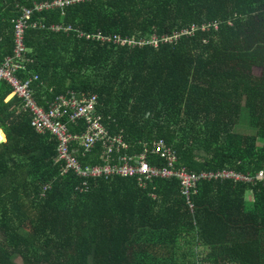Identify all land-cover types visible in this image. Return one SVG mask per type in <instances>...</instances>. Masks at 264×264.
Returning a JSON list of instances; mask_svg holds the SVG:
<instances>
[{
  "label": "trees",
  "instance_id": "16d2710c",
  "mask_svg": "<svg viewBox=\"0 0 264 264\" xmlns=\"http://www.w3.org/2000/svg\"><path fill=\"white\" fill-rule=\"evenodd\" d=\"M41 1L0 0V62L12 55L20 7ZM32 17L134 39L216 22L156 48L28 28L34 96L46 107L68 90L95 93L103 126L120 131L130 153L163 140L194 174L264 170V0H90ZM243 108L250 134L235 130ZM30 117L0 82V264H264L263 182L201 180L189 202L175 178L145 188L89 179L80 191L73 173L60 175L56 141ZM81 151V164L100 163L99 147Z\"/></svg>",
  "mask_w": 264,
  "mask_h": 264
},
{
  "label": "built area",
  "instance_id": "2783aa9c",
  "mask_svg": "<svg viewBox=\"0 0 264 264\" xmlns=\"http://www.w3.org/2000/svg\"><path fill=\"white\" fill-rule=\"evenodd\" d=\"M90 0H46L32 2L30 6H21L19 14L12 20L13 48L12 55L6 56L0 62V82H5L12 95L20 99V108L30 113V125L37 134H48L56 141V160L61 162L60 175L68 172L79 178L77 189H88L89 179L110 180L112 178H131L136 185L145 188L153 179H173L179 181L180 191L189 202L190 194L196 191V184L205 179L221 178L238 182L254 183V180L264 183V170L257 172L254 178L241 175L233 171L222 170L217 173L188 172L185 167L176 166V151L167 146L163 140H154L142 143V150L136 153L128 151L129 145L123 140L119 132L110 133L101 122L102 116L97 113V97L95 93L76 92L68 90L59 94L46 103V107L37 103L32 85L37 81L36 74L28 69L31 63L27 57V48L24 42L25 30L28 28L42 29L51 32H74L79 39L98 43H111L115 46L134 47L148 45L158 47L160 44H172L181 37H189L197 29L217 28L216 22L207 24H191L181 29L173 30L171 34H152L146 38L134 39L120 37L117 34L105 35L101 31H85L73 27L71 24L48 23L43 19H34L36 12L49 9H64ZM70 123L79 126L82 123L84 130L80 133L69 131ZM73 144H76L74 146ZM100 148L99 164L83 165L75 157L77 149L82 148L81 156L91 154L95 148ZM147 154L158 156L165 165L148 162ZM148 194L152 195L153 192Z\"/></svg>",
  "mask_w": 264,
  "mask_h": 264
},
{
  "label": "rangeland",
  "instance_id": "374dc122",
  "mask_svg": "<svg viewBox=\"0 0 264 264\" xmlns=\"http://www.w3.org/2000/svg\"><path fill=\"white\" fill-rule=\"evenodd\" d=\"M235 127H236L235 130L237 132H240V133L250 134V133L253 132L252 128L249 125V123H247L246 112H245L244 108L242 109V112L240 114L238 123H237V125ZM1 139H2V137H0V140ZM197 253H199L200 255L204 254V252L201 251V250H197Z\"/></svg>",
  "mask_w": 264,
  "mask_h": 264
},
{
  "label": "crops",
  "instance_id": "0c3cea01",
  "mask_svg": "<svg viewBox=\"0 0 264 264\" xmlns=\"http://www.w3.org/2000/svg\"><path fill=\"white\" fill-rule=\"evenodd\" d=\"M6 57V56H5ZM31 60V63H32V59H30ZM30 63V64H31ZM11 96H9L8 98H10ZM8 98H6V100L8 99ZM0 137H2V139L0 140V142H5L6 141V138H5V135L3 134V132L0 130ZM197 250H201V251H203L204 253H205V250L204 249H202V248H200V247H197V248H195V251L197 252ZM197 259H198V256H197Z\"/></svg>",
  "mask_w": 264,
  "mask_h": 264
}]
</instances>
